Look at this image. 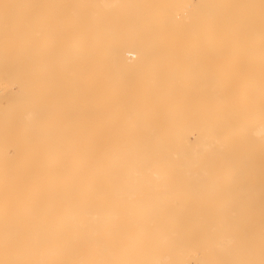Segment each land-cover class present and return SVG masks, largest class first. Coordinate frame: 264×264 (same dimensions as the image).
<instances>
[{"label": "bare ground", "instance_id": "obj_1", "mask_svg": "<svg viewBox=\"0 0 264 264\" xmlns=\"http://www.w3.org/2000/svg\"><path fill=\"white\" fill-rule=\"evenodd\" d=\"M197 190L264 264V0H0V264L139 262Z\"/></svg>", "mask_w": 264, "mask_h": 264}, {"label": "rangeland", "instance_id": "obj_2", "mask_svg": "<svg viewBox=\"0 0 264 264\" xmlns=\"http://www.w3.org/2000/svg\"><path fill=\"white\" fill-rule=\"evenodd\" d=\"M170 53L173 54V52H170ZM99 57H100V55H99ZM51 88H52V87H50V88L47 90V91H48V94L52 91ZM15 89L18 90L17 87H16ZM49 90H50V91H49ZM49 95H50V94H49ZM51 95H52V94H51ZM51 95H50V96L47 95V96H48L47 99H48L49 101L52 100ZM52 113H53V115H54L55 118L53 117ZM52 113L49 114L50 116H52V117H50V119L52 118V119H51L52 122H51V124L49 125L50 127H55L56 125H60V124H62V123L64 124L65 122H67V125H68V120H69L70 122L72 121L71 124H73V126H72V125L70 124V122H69V127L72 126V127H70V128H72L71 130H74L73 127L76 128L75 125L77 124V121H74L73 118H67V120L64 121V119H65V118H64V117H65L64 115H63V117H62L63 119H61V117H60L61 115L58 114L59 112L56 113V114H58V115L54 114V112H52ZM70 116H72V115H69L68 117H70ZM53 118H54V119H53ZM56 119H57V120H56ZM58 119H59L60 121H59ZM55 120H56V121H55ZM61 120H62V121H61ZM49 121H50V120H49ZM58 122H59V123H58ZM75 122H76V123H75ZM52 123H53V125H55V126H52ZM57 123H58V124H57ZM1 125L4 127L3 122L1 123ZM70 128H67V129L69 130ZM68 130H67V131H68ZM76 130H77V128H76ZM71 132H73V131H71ZM74 132H77V131H74ZM68 133H69V131H68ZM72 134H74V133H72ZM33 145L36 146L35 144H33ZM10 153L13 154V149L10 150ZM22 159H24V157H23ZM22 162H23V160H22ZM72 185H73V186H76L77 183L74 182ZM78 185H79V184H78ZM113 185H114V184H113ZM119 185H121V184H118V185L115 184V186H119ZM122 185H123V184H122ZM203 191H204V190L192 191V193H191V192H185L186 194H183V193H176V195H178V196H179V195H183V196L185 197V199H186L187 202H191V203H189V205H188L189 207L192 206L193 209H194L195 207H197V208H195V209H194L195 211H194V210L192 209V207H191L192 211H191V213H189L190 215H189V214H184V215H181V216H180V215H178V214H172L174 218H173L172 216H171V217L168 216V218H170V219H169L166 223L169 222V225L166 224L163 228H161V229H163V230L160 229V231H163L164 237L166 236V233H167V236H168V235L171 236V231H172V234H175L176 232H178V234H179V233L182 232L183 235H184L183 237H184V239H186V240H185V241H183L184 239L181 240L183 237H181V238L178 237V236H180L181 234L177 235V233H176V234L174 235V237H172L173 235L171 236L172 239H171V238L168 239V237H167L166 240H164V241H165V243H164V242L161 241V239H162V237H163L162 233H160L159 231H157V232H155V235H156V233H157V236H158V235H162L161 237L158 236V240L161 238L160 241H159V243H160V244H159V243H156V242H158V241L155 240V239H157V238H156L157 236H156V237L154 236V238L151 237V236L154 235V231L152 232V230H149V232H148V236L145 235L146 237H144V236L142 237V235H140V236H139V240H141L140 237L143 238L142 240H144L145 238H146V239H147V238H148V239H149V238H150V239L152 238V239H154L156 242H155V241H152V239H151V240L149 239L150 242L148 243V242H147L148 239H147V240L145 239V240L143 241L144 243H141V244H143V246H142V245H141V246H142L143 248H145L147 251L145 250V251H146V252H145L143 249H141V251H140V252H142V254H143V256H144L143 259H142L141 261H139L140 263H139L138 261H133L132 264H151V263H154V261H156V260H154V259H159L160 257L162 258V257H166V256H169V255H170L169 258H168L169 260H168V261L166 260V264H181L182 261H184V262H189V261H190V260H189V261H188V260H184V259H187V257L189 256V254L191 255L189 258H190L192 261L189 262V263H186V264H204V263L207 264V262H208V264H209V263H210V260L213 261V262H215V263H213V264H217V263H218V264H220V263L222 264L223 262H224L223 264L226 263L227 260L224 259V258L221 257V256H219V257L217 258L218 260H217L216 258H215V259H214V258H211V259H210V255H213V256L215 255V254H212V253H214V252H213L214 250H212V248H213L214 246H216L215 248H217V250L222 249V247L219 248V246H220V245H219V242H218L219 239L217 240V237H216V236L219 235V236H218V238H219L220 235L222 234V231L225 230V227L221 226L220 224H217V225H215V226L212 225V223H213V224H216V222H217V223H220V221H218L219 219L217 218V214H218V213L216 212V213H217V214H216L212 207H214V209L217 211V210H218V207L220 208V205H221V206L223 205V203H222V198H223V197H221V196L218 195V194H217V195H214V196L210 195V202H209V201H208V199H209L208 194H209V193H208L207 191H206V192H205V191L203 192ZM159 193H162V192L159 191ZM190 193H191V194H190ZM197 193H198V194H197ZM162 194H163V193H162ZM194 194H195V196H194ZM190 195H191V196H190ZM201 195H202V196H201ZM224 195H225V194H224ZM224 195H223V196H224ZM79 196H80V198H81V195H79ZM187 196H188V197H187ZM203 196H204V197H203ZM211 196H212V200L215 198L217 202L214 201L215 199L212 201V200H211ZM193 197H194V199H195V198H197V199L194 200V199H192ZM213 197H214V198H213ZM218 197L220 198L221 202H219L220 200H219ZM78 198H79V197H78ZM82 198H83V197H82ZM82 198H81V199H77V201L80 202V200H84V201L86 200L85 202H87L88 200L91 199V198H90V199H88V198H83V199H82ZM176 198H177V196H175V197H173V198H170V199H176ZM198 198L200 199V201H199ZM201 198H203V199H201ZM224 198H225V197H224ZM224 198H223V200H224ZM75 199H76V198H75ZM64 200L66 201V198H65ZM197 201H198L199 203L202 202V204L197 203ZM205 201H206V202L208 201V203H211V204H212V207L210 206L211 209L206 210L209 206H208V203H206ZM67 202H68V201H67ZM81 202H83V201H81ZM194 202H195V203H194ZM214 202H215V203H214ZM216 203H217V205H214V204H216ZM220 203H221V204H220ZM194 204H197V205L195 206ZM198 204H199V205H198ZM204 205H205V206H204ZM203 206H204V207H207V208L205 209ZM215 206H216V207H215ZM203 208H204V209H203ZM216 208H217V209H216ZM203 210H204V211H203ZM213 211H214V212H213ZM195 212H196L197 215L195 214ZM210 212H211V215H212V214H213V215L210 216V218H209ZM64 213H65V215H66V214H67V211H65ZM207 213H208V214H207ZM214 213H215V214H214ZM181 214H182V213H181ZM198 214H199V215H198ZM177 215H178V216H177ZM188 216H189V219H185V218H184V217H188ZM193 216H195L196 219H195ZM202 216H204V217H202ZM214 216H215V217H214ZM63 217L65 218V217H67V215H66V216H63ZM175 217L177 218V220H175ZM179 217H180V218H179ZM213 217L215 218V220H213ZM172 218H173V219H172ZM182 218H184V219L186 220V221H184V222H187V220H189V222H192L193 227H194V226H195V228H196V227H199L200 230H201V228H203V226H202L203 224H204V225H207V227H208L207 229H205L206 226H204V228L202 229V230H205L207 233H209L210 227H212V226H213L214 228L217 227V229L215 228V229H216V230H215V229H213V227H212L214 233H213V234L211 233V235L209 234L210 236H208V234L206 235V234H205V231L203 232V231L201 230V231H202V232H201L198 228L195 229V231H196V232L198 231V233H195V231H193L194 229H193L192 227H189V225L192 226L191 223L188 224V222H187V223H185L186 226H185L183 229L186 228L185 230L189 231V233H188V232H186L185 230H182V227H183L184 225L181 226V224H182L183 222L180 223V222L178 221V219L181 220V221H183ZM191 218H192V219H191ZM216 218H217V221H216ZM193 219H194V220H193ZM210 219H211V220H210ZM65 220L68 221V218H66ZM173 220H174V221H173ZM192 220H193V221H192ZM206 220L208 221L207 224L205 223V222H207ZM195 221L198 222L199 224H198V223H195ZM212 221H213V222H212ZM223 221H224V220H223ZM172 222H174V223H172ZM178 222H179V223H178ZM200 222H202V223H200ZM203 222H204V223H203ZM209 222H211V224H210ZM176 223H177V224H176ZM223 223H224V222L221 221V224H222V225H225V224H226V225L228 226V223H227V222H225V224H223ZM171 224H172V225H175L176 228H177L178 226H181V227L175 229L173 226L171 227ZM183 224H184V223H183ZM208 224H209V225H208ZM177 225H178V226H177ZM187 225H188V227H187ZM210 225H211V226H210ZM226 225H225V226H226ZM167 226L170 227V228H172L173 230H171L170 228H167ZM201 226H202V227H201ZM209 226H210V227H209ZM219 227H221V233H220V229H218ZM222 227H223V228H222ZM230 227H231V226H230ZM230 227H229V228H230ZM164 228H165V229H164ZM189 228H191V229H193V230H191V229H189ZM227 228H228V227H227ZM227 228H226V229H227ZM166 229H167V231H165ZM174 229H175V230H174ZM178 229H180V231H179ZM188 229H189V230H188ZM222 229H223V230H222ZM181 230H182V231H181ZM190 230H191V231H190ZM207 230H208V231H207ZM218 230H219V232H218ZM235 230H236V228H232L231 230L229 229L228 231H229L230 233H231V231H233L232 234H235L236 236H237V235L239 236V232H240V230H239V231L236 230V231H238V232H236ZM169 231H170V232H169ZM173 231H175V232H173ZM183 231L186 232V235H187V234H188V236L190 235V238H191V237H192V238L194 237V239H193V240H192V238H191V239H190V238L188 239V238H187L188 236L185 237L186 235L184 234ZM192 231H193V232H192ZM199 231H200L201 233H200ZM234 231H235V232H234ZM150 232H151V233H150ZM191 232H192V233H191ZM210 232H212V231L210 230ZM215 232H217V234H216ZM149 233L152 234V235L149 236V235H150ZM158 233H160V234H158ZM224 233H225V232H224ZM261 233H262V232H261ZM197 234H198V235H197ZM199 234H202V235L199 236ZM203 234H205L206 236H205V235L203 236ZM252 235L255 237V234H252ZM252 235H251L250 237H252ZM202 236H203V238H202ZM236 236H234V237L236 238L235 242H237L238 244L235 243V244H233V245H235L234 247H235V248H238V249H236L234 252L231 253V255L233 254V257H234V260L232 259L233 257H232V258L230 257V261H231V262L233 261L232 264H234V262H235V264H255V262H256V264H261V262H262V264H263V261H262V260H261V262H259V260L261 259L260 257L262 256V252H261L260 250H261L263 247H262V246L259 247V245H258V246H254V245H255V240H254V239H248L246 236H242V235H240V236H241V237H244V238H241V239H244V240H243V241L240 240V242H239L240 237H238V240H237V237H236ZM195 237H198V239H195ZM205 237H206V238L208 237V238H207L208 241L205 240V239H206ZM212 237H214V238H212ZM178 238H179L180 241L178 240ZM245 238H247V239H245ZM163 239H164V238H163ZM163 239H162V240H163ZM167 239H168V240H167ZM173 239H175V240L177 239V240L179 241V242H178L179 245L176 243V245H177L176 248H175V245H174V243H173V241H172ZM187 239H188V241L192 240V243H193L194 240H197V241H195V242H196V245H197L198 248L196 247V245L194 246V243H193V244L190 243L191 246L188 245L189 243H188ZM209 239L212 240V241H210V242H214V244L212 243V244H213V247L210 246L211 243L209 242ZM215 239H216L217 241H216ZM177 240H176V241H177ZM245 240H247V241H245ZM249 240H250V241H249ZM181 241H182V243L184 242V243H183V244L185 245V246L183 247L184 250L180 249V247H181V246H180V242H181ZM241 241L244 242V244H246L245 247H244V246L242 247V242H241ZM136 242H137V241H136ZM136 242H134L135 245H136V244H140L139 242H137V243H136ZM151 242H153V243H151ZM208 242H209V243H208ZM134 243H133V244H134ZM145 243H147V245H145ZM150 243H151V245L153 246V248H151V246L149 245ZM154 243H155L156 246L153 245ZM168 243H169V244H168ZM171 243H173V244H171ZM186 243H188V244H186ZM248 243H249V244H248ZM133 244H132V245H133ZM167 244H168V245H167ZM183 244H182V246H183ZM216 244H217L218 246H217ZM236 244H237V245H236ZM252 244H253V245H252ZM135 245H134V247H135ZM157 245L160 246V247H158ZM164 245H165V246H164ZM171 245H173V246H171ZM145 246H147V248H146ZM162 246H164V247H162ZM167 246H168V247H171L172 250H171V248H168ZM178 246H179V249H178V251H176L177 248H178ZM206 246H207V247H206ZM248 246H249V247H248ZM253 246H254V247H253ZM157 247H158V248H157ZM161 247H162V248H161ZM186 247H187V249H186ZM189 247H190L191 250L188 249ZM211 247H212V248H211ZM234 247H232V249H233ZM150 248H151V249H150ZM154 248H155L156 250H155ZM164 248H165V249H164ZM195 248H196L197 250H195ZM243 248H244V249H245V248H246V249H247V248H250V249H249L248 252H247V250H246V249L244 250ZM258 248H261V249H258ZM152 249H154V250H152ZM166 249H167V250H166ZM175 249H176V250H175ZM193 249H194V250H193ZM207 249H208V250H207ZM181 250H182V251H181ZM192 250H193V251H198V250H199V251H198V254H197L196 252H192ZM202 250L207 251L206 253H204V257H203V254H202V253H203ZM240 250H242V251H240ZM250 250H253V252H255V253H253V257H254L255 255H257L256 258L259 257L260 259L258 258L259 260H257L256 258H252V257H251V256H252V251H250ZM256 250H257V251H256ZM154 251H155V253L153 254ZM171 251H172V252H171ZM180 251H181V256H180ZM220 251H222V250H220ZM177 252H179V253H178L179 255L177 254ZM182 252H183V253H182ZM184 252H186V255H185V256H184ZM191 252H192V254H191ZM249 252H250V253H249ZM144 253H145V254H144ZM166 253H167L168 255H166ZM194 253H196L195 255L197 256V258H196V256H194ZM208 253H209L210 255H207ZM215 253H216V252H215ZM218 253H220V252H218ZM248 253H249V254H248ZM258 253H260V254H258ZM187 254H188V256H187ZM205 254L207 255V257H205ZM246 254H248V256H247ZM250 254H251V255H250ZM254 254H255V255H254ZM162 255H163V256H162ZM177 255H178L179 257H178ZM192 255H193V256H192ZM200 255H201V258H200L201 260H200L198 263H196L195 260L197 259V261H198V257H200ZM217 255H218V254H217ZM217 255H215V256H217ZM219 255H220V254H219ZM231 255H229V256H231ZM260 255H261V256H260ZM213 256H211V257H213ZM215 256H214V257H215ZM239 256H240V257H239ZM152 257H153V258H152ZM155 257H156V258H155ZM184 257H185V258H184ZM192 257H193V258L195 257V258H194L195 260H194ZM220 257H221L222 260L224 259L225 261H224V260H223V261L220 260ZM245 257H246V258H245ZM161 258H160V259H161ZM178 258H179V259H178ZM189 258H188V259H189ZM202 258H203V260H202ZM206 258H207L208 261L206 260ZM249 258H250V259H249ZM181 259H182V260H181ZM209 259H210V260H209ZM212 259H213V260H212ZM179 260H181V263L178 262ZM205 260H206V261H205ZM215 260H216V261H215ZM236 260H238V261H236ZM203 261H204V262H203ZM228 261H229V260H228ZM230 261H229V262H230ZM136 262H137V263H136ZM184 262H183V263H184ZM253 262H254V263H253ZM183 263H182V264H183ZM227 263H228V262H227ZM184 264H185V263H184ZM211 264H212V263H211ZM230 264H231V263H230Z\"/></svg>", "mask_w": 264, "mask_h": 264}]
</instances>
